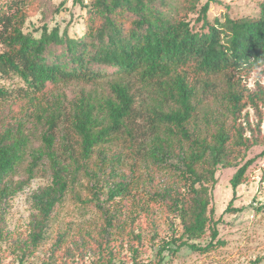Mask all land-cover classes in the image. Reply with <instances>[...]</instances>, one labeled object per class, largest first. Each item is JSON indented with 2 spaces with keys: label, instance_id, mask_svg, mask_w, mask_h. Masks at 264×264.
I'll list each match as a JSON object with an SVG mask.
<instances>
[{
  "label": "trees",
  "instance_id": "trees-1",
  "mask_svg": "<svg viewBox=\"0 0 264 264\" xmlns=\"http://www.w3.org/2000/svg\"><path fill=\"white\" fill-rule=\"evenodd\" d=\"M215 1L208 0L198 9L199 0H74L85 12L83 32L72 35L69 26L45 25L37 37L26 33L25 27L41 0H0V103L24 100L34 118L47 126L39 149L21 129L0 128V222L9 199L24 186L14 185L13 178L29 155L31 176L44 158L52 169L51 183L33 195L34 245L43 242L48 221L71 182L87 171L97 204L107 191L108 201H130L149 217L162 210L179 219L183 234L166 247L172 248V254L184 247L198 252L216 248L220 241L214 244L218 230L211 202L217 170L239 166L252 146L262 144L255 133L262 132L264 123V85L258 81L252 90L243 82L257 71L264 79V2L253 17L226 16L211 23L208 13ZM197 11L193 25L189 15ZM213 78L227 82L224 115L232 122L227 127L225 121L208 116L203 131L197 122L199 85L210 88ZM10 80L14 84L9 85ZM104 80L110 81L111 94L87 93L75 102L72 129L81 140L86 165L76 162L72 170L56 150L55 130L66 115L62 105L50 104V87ZM137 88L148 99L142 101L148 117L144 146L135 152L140 117ZM248 109L258 120L255 127ZM211 121L215 131L209 130ZM122 143L136 158L130 166L131 178L121 172ZM94 156L91 169L87 164ZM253 163L254 159L247 161L231 179L235 191ZM142 167L163 172L168 179L161 187L152 184L145 190L136 171ZM109 211L105 210L107 231L118 234L119 220ZM208 230L212 240L207 246L192 242Z\"/></svg>",
  "mask_w": 264,
  "mask_h": 264
},
{
  "label": "rangeland",
  "instance_id": "rangeland-1",
  "mask_svg": "<svg viewBox=\"0 0 264 264\" xmlns=\"http://www.w3.org/2000/svg\"><path fill=\"white\" fill-rule=\"evenodd\" d=\"M207 1L199 0L198 9ZM263 2L264 0H216L211 3L208 18L213 23L215 19L224 21L226 16L234 19L253 17L259 13ZM61 5H64L63 8ZM84 13L80 6L74 5V0H41L38 12L27 21L25 32L39 37L45 25L49 29L55 26L64 29L69 26L72 35H79L84 30ZM198 17L199 11L190 14L189 20L195 25ZM2 49L0 45V50ZM12 81H9V85L14 84ZM212 81L215 84L210 88L204 89L202 84L199 85L197 122L203 131L206 128L204 120L208 116L217 121H225L227 127L232 122L228 114L224 115L227 103L223 96L227 91V82L219 78H213ZM258 81L264 85L259 71L245 79L243 85L255 90ZM138 86L136 83L135 87ZM136 90V109L140 117L135 152L144 146L148 117L142 102L148 99L141 90ZM87 93L99 97L111 94L110 81L104 80L95 85L68 82L51 86L49 90L50 104L62 105L66 115L55 130L56 150L72 170L76 169L77 163L86 165L81 154V140L72 129L71 115L75 102ZM248 111L255 127L258 120L253 110ZM0 128L1 131L21 129L30 138L32 147L39 149L43 146L42 137L47 126L45 122L40 123L34 118L24 100L12 99L0 103ZM209 130H216L213 121ZM255 136L262 144L252 146L239 166L219 168L216 173L217 184L212 192L211 207L214 208L213 224L218 230L214 244L218 241L220 243L209 252L192 251L184 247L176 255L172 254V248L166 247L168 242L178 241L183 234L179 219L167 216L162 210L149 217L140 210L137 211L130 201H108L107 191L100 194V205L97 204L88 186L87 171H82L71 182L66 197L48 221L43 242L34 245L33 195L51 183L52 169L49 159L44 158L31 176L29 168L32 159L27 155L13 178L14 185L24 183V186L9 199L5 206L4 222H0V264H264V155H261L264 151V123L262 132L257 131ZM121 150L124 160L121 172L131 178L130 166L136 158L134 153L131 154L128 144L122 143ZM95 159L96 156L87 164L89 168L92 169ZM252 159L254 163L246 172L245 182L235 191L231 179L241 166ZM136 171L141 175L145 190L150 189L152 184L157 188L161 187L168 179V175L157 170L147 172L142 167ZM106 209L116 213L115 217L119 220L118 234L113 230L107 231ZM211 240V230H208L203 238L192 242L205 247ZM165 248L161 256L160 251ZM134 249L138 252L134 253Z\"/></svg>",
  "mask_w": 264,
  "mask_h": 264
}]
</instances>
